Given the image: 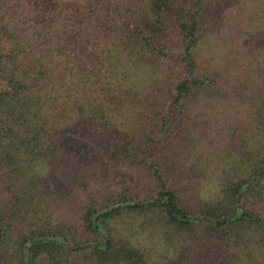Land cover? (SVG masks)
<instances>
[{"label":"trees","instance_id":"trees-1","mask_svg":"<svg viewBox=\"0 0 264 264\" xmlns=\"http://www.w3.org/2000/svg\"><path fill=\"white\" fill-rule=\"evenodd\" d=\"M204 1L0 5V264H214L213 254L179 252V237L192 240L198 231L203 250L220 244L225 254L236 248L238 264H264V217L241 204L264 177V152L247 160L239 155L243 175L209 197L204 189L194 195L178 189L174 174L163 170L179 117L194 103L225 95L212 78L198 74ZM176 49H182L186 78L167 79L162 122H150L137 137L116 112L123 108L111 105L143 102L151 84L167 74V61L178 58ZM146 77L152 78L149 87ZM87 164L110 175L142 169L157 184V195L147 200H138L130 186L92 198L80 211L95 236L89 243L56 232L37 202L45 180L61 169L72 188L84 187L85 171L78 170ZM117 224L125 227L116 230Z\"/></svg>","mask_w":264,"mask_h":264},{"label":"rangeland","instance_id":"rangeland-1","mask_svg":"<svg viewBox=\"0 0 264 264\" xmlns=\"http://www.w3.org/2000/svg\"><path fill=\"white\" fill-rule=\"evenodd\" d=\"M14 1L0 0V5L14 6ZM197 10L194 4L190 7L191 13ZM198 17V74L212 78L225 95L194 103L196 106L188 116L179 117L175 144L163 153V170L168 171L166 176L174 174L172 179L178 189L186 188L192 195L204 189L203 193L209 197L217 193L221 184L243 175L244 160L264 152V0H205ZM175 53L177 57L182 55V49H176ZM166 66L169 70L162 76V82L155 80L152 85V78H145L148 87L151 86L143 102L111 105L112 109L123 108L116 112L127 119L130 129L138 131L134 134L137 137L150 122H162V103L166 99L163 84L168 83L167 79L177 83L186 78L179 57L167 61ZM142 120L144 124L140 125ZM246 138L251 139L250 144ZM243 153L244 160L239 157ZM120 170L110 175L101 165L81 166L78 171H85L86 184L82 187L79 183L74 188L69 185L64 169L58 171V177L51 174L45 180L44 195L37 201L43 207V217L55 226L56 232H64L75 242L93 241L95 236L80 218L81 209L91 204L92 198L126 186L135 190L141 201L157 195L156 182L144 170L131 167ZM257 180L259 185L254 186V192L241 204L264 217V177L260 175ZM124 227L117 224L115 228ZM193 236L192 240L189 235L179 237V252L213 254L210 259L214 264H238L236 248L225 254L222 245L216 244L209 245L205 251L203 234L198 231Z\"/></svg>","mask_w":264,"mask_h":264}]
</instances>
